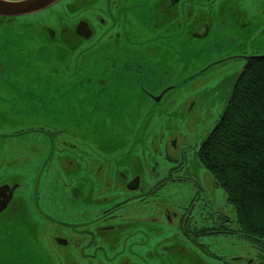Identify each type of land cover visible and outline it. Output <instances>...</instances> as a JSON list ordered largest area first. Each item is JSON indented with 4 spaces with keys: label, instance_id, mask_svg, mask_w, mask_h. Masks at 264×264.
Returning a JSON list of instances; mask_svg holds the SVG:
<instances>
[{
    "label": "rangeland",
    "instance_id": "rangeland-1",
    "mask_svg": "<svg viewBox=\"0 0 264 264\" xmlns=\"http://www.w3.org/2000/svg\"><path fill=\"white\" fill-rule=\"evenodd\" d=\"M98 6L0 18V186H16L0 264H264L198 157L246 57L264 54V0H162L157 31L145 0L132 22ZM82 17L89 45L71 31Z\"/></svg>",
    "mask_w": 264,
    "mask_h": 264
},
{
    "label": "trees",
    "instance_id": "trees-1",
    "mask_svg": "<svg viewBox=\"0 0 264 264\" xmlns=\"http://www.w3.org/2000/svg\"><path fill=\"white\" fill-rule=\"evenodd\" d=\"M198 157L224 190L239 227L264 239V54L246 57Z\"/></svg>",
    "mask_w": 264,
    "mask_h": 264
},
{
    "label": "flooded vegetation",
    "instance_id": "flooded-vegetation-1",
    "mask_svg": "<svg viewBox=\"0 0 264 264\" xmlns=\"http://www.w3.org/2000/svg\"><path fill=\"white\" fill-rule=\"evenodd\" d=\"M88 0H83L84 3H86ZM138 1L140 0H97V3L98 4H101L102 6H98L99 9H106L108 8L110 10L111 13H114L115 15H119L121 16L122 18H126L127 20L131 21L132 20H136L137 17H135L134 15V10L135 9H132L131 6L135 3H138ZM165 1L167 2V5L169 6L170 4H177V2H179L180 0H163L164 4H165ZM57 2V1H56ZM110 2V3H109ZM162 2V0H145V9L147 11V17L145 18V21L146 23L150 22L151 19H155L154 21L152 20L150 22V25L153 26V28L155 29L154 31H157L158 30V27H159V22L156 21V15L158 14V11L155 10L153 13H151L149 11L150 8H157L156 6L159 5V3ZM54 4V3H53ZM109 4V6H108ZM141 4V3H140ZM166 6V7H168ZM122 8H123V11H122ZM36 12V11H35ZM33 13V12H31ZM31 13H26V14H18V15H0V18H11V17H15V16H21V15H27V14H31ZM164 16H165V19H168V16H167V8H166V11L164 13ZM182 14L181 12L179 13V17H181ZM178 21V20H177ZM177 21L175 22V24H177ZM88 21L86 18L82 17V18H79L77 19V22H75V24L73 25V28H71V31H73L75 37L81 39L82 41H85V40H88V43H86L87 41H85V43L87 45L91 44L93 42L92 40V36L94 34H92L91 32V28L90 26L88 25ZM163 23V22H162ZM102 24V23H101ZM4 25V23H0V28ZM156 26V27H155ZM205 28H203L202 30H204ZM204 31H202L201 34H203ZM114 33H118V31H114ZM113 33H110L109 34V37L108 39L111 40V39H114L111 35ZM159 36H161V34H159ZM51 37L52 39L54 38V35L53 33L51 32ZM116 39H122L120 36V32L118 35L114 36ZM147 39H151L150 37H148ZM127 46V48L129 50H132L133 49V46H134V43L133 42H130L129 40L126 41V39H122ZM159 43H161V41H157ZM1 43V42H0ZM162 43H167L165 41H162ZM122 65H125V66H128L130 67V65H132V69H134L136 66L133 62L129 61V60H126V62H124ZM130 68V69H131ZM122 68H113V71H115L116 73H119V71L121 70ZM118 77V74L116 75ZM6 90V92L8 91L7 88L5 87L4 88ZM14 88H11L9 87V91L8 92H14ZM11 135H15V132L14 133H11ZM16 189V186H13V187H8L7 185H3V186H0V211L2 210H5L7 208V206L9 205V203H11L13 200H14V190ZM7 193L10 194V196L8 197L7 196ZM11 194L13 197H11ZM107 213L106 212H103L102 214H100L98 216V218H102L101 221H103V218L107 217ZM185 220V219H183ZM103 228V226H99V230L101 231V229ZM90 233H92L91 231H89ZM87 245V244H86ZM85 246H82L81 249H83ZM96 248L98 247H101L99 245H95Z\"/></svg>",
    "mask_w": 264,
    "mask_h": 264
},
{
    "label": "water",
    "instance_id": "water-1",
    "mask_svg": "<svg viewBox=\"0 0 264 264\" xmlns=\"http://www.w3.org/2000/svg\"><path fill=\"white\" fill-rule=\"evenodd\" d=\"M57 0H0V15H18L42 10Z\"/></svg>",
    "mask_w": 264,
    "mask_h": 264
}]
</instances>
